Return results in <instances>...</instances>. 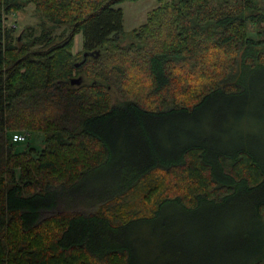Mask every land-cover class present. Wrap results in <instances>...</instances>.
Segmentation results:
<instances>
[{
	"label": "trees",
	"instance_id": "1",
	"mask_svg": "<svg viewBox=\"0 0 264 264\" xmlns=\"http://www.w3.org/2000/svg\"><path fill=\"white\" fill-rule=\"evenodd\" d=\"M121 1L0 0V264H133L127 234L146 223L166 233L172 205L219 209L243 196L239 244L264 225V162L210 144L190 121L174 139L177 121L213 95L246 91L230 80L240 66L264 69V0H157L128 33ZM25 4L38 29L15 33L6 17ZM13 128L41 131V146L12 141ZM115 159V172L82 189ZM69 201L81 207L56 210ZM261 243L234 264H264Z\"/></svg>",
	"mask_w": 264,
	"mask_h": 264
},
{
	"label": "rangeland",
	"instance_id": "2",
	"mask_svg": "<svg viewBox=\"0 0 264 264\" xmlns=\"http://www.w3.org/2000/svg\"><path fill=\"white\" fill-rule=\"evenodd\" d=\"M118 4L123 9V26L128 33L146 19L148 11L156 6L158 1L123 0ZM37 16L33 7L25 4L23 8L9 12L5 23L16 25L15 33L25 25H32L38 29ZM56 31H60V28ZM79 34L76 35L73 45V51L77 53L78 59L81 58L79 52L82 49ZM130 40L131 37L127 35L120 43L127 44ZM260 49L264 50V46ZM225 70H220L219 74ZM240 70L241 66L237 73L230 76V80L234 81L238 78L244 80L246 91L242 94L213 95L208 103L196 112V116L177 121L175 126L178 132L174 139L182 140V135L188 129V121H190L194 131L205 137L210 144L229 148L243 146L264 162V69H247L244 73ZM133 71L138 75L147 76L146 71L139 66H135ZM109 90L112 102L118 101L122 96L114 87ZM139 99L143 102L144 96ZM150 105L154 103L150 102ZM170 126L171 124L165 127L170 128ZM8 131L10 137L17 131L26 132L32 144L41 146L43 136L41 131L24 128H13ZM167 134L168 132L164 135L167 136ZM122 143L121 136L117 139V144ZM117 164L119 163L115 159L112 166L104 165L105 169L92 173L82 189L87 191L94 185L93 182L96 179L111 175L117 170ZM72 207L79 209L81 206L69 201L62 206L59 205L56 210L61 208L64 209L63 212L74 211ZM95 208H97L96 204L93 205V209ZM247 211L243 196L230 206L219 209L203 206L193 211L198 212L195 214L173 208V205L169 206L161 221L169 224L166 233H163L160 226L146 223L143 227L138 225L127 234L129 241L132 235L135 237L133 264H234L256 247H260L261 242L264 241V225L254 223L245 242L239 244L238 235L241 224L247 222ZM213 214H219L217 221L213 220ZM251 222L252 219L249 223ZM162 245H165V248L161 249ZM174 251L179 255H174Z\"/></svg>",
	"mask_w": 264,
	"mask_h": 264
},
{
	"label": "built area",
	"instance_id": "3",
	"mask_svg": "<svg viewBox=\"0 0 264 264\" xmlns=\"http://www.w3.org/2000/svg\"><path fill=\"white\" fill-rule=\"evenodd\" d=\"M27 134L21 131H17L15 133L12 134V139L14 141H18V140H24L26 138Z\"/></svg>",
	"mask_w": 264,
	"mask_h": 264
},
{
	"label": "water",
	"instance_id": "4",
	"mask_svg": "<svg viewBox=\"0 0 264 264\" xmlns=\"http://www.w3.org/2000/svg\"><path fill=\"white\" fill-rule=\"evenodd\" d=\"M87 55V52H83V59H81V61L79 62V63H81V62H83L84 61V59H85V56Z\"/></svg>",
	"mask_w": 264,
	"mask_h": 264
},
{
	"label": "crops",
	"instance_id": "5",
	"mask_svg": "<svg viewBox=\"0 0 264 264\" xmlns=\"http://www.w3.org/2000/svg\"><path fill=\"white\" fill-rule=\"evenodd\" d=\"M79 34V33H78ZM77 35V34H76ZM76 35H75V39H76ZM80 35V40H81V34H79ZM75 39H74V41H75Z\"/></svg>",
	"mask_w": 264,
	"mask_h": 264
},
{
	"label": "bare ground",
	"instance_id": "6",
	"mask_svg": "<svg viewBox=\"0 0 264 264\" xmlns=\"http://www.w3.org/2000/svg\"><path fill=\"white\" fill-rule=\"evenodd\" d=\"M26 133V132H25ZM28 136V135H27ZM12 138V137H11ZM27 139V138H26Z\"/></svg>",
	"mask_w": 264,
	"mask_h": 264
}]
</instances>
